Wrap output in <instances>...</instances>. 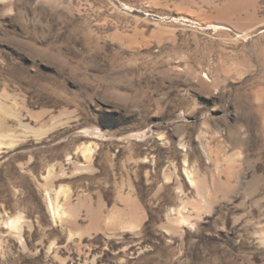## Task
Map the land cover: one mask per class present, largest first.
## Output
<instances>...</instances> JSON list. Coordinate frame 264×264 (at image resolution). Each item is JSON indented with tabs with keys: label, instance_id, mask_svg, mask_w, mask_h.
<instances>
[{
	"label": "rangeland",
	"instance_id": "1",
	"mask_svg": "<svg viewBox=\"0 0 264 264\" xmlns=\"http://www.w3.org/2000/svg\"><path fill=\"white\" fill-rule=\"evenodd\" d=\"M0 264H264V0H0Z\"/></svg>",
	"mask_w": 264,
	"mask_h": 264
}]
</instances>
